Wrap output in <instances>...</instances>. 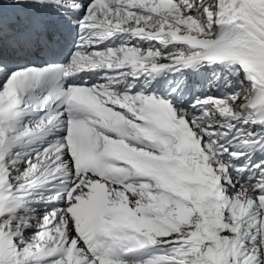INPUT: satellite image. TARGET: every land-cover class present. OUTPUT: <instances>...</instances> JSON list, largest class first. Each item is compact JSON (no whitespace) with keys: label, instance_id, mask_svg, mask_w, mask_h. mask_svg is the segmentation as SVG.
I'll return each mask as SVG.
<instances>
[{"label":"snow or ice","instance_id":"snow-or-ice-1","mask_svg":"<svg viewBox=\"0 0 264 264\" xmlns=\"http://www.w3.org/2000/svg\"><path fill=\"white\" fill-rule=\"evenodd\" d=\"M0 264H264V0H0Z\"/></svg>","mask_w":264,"mask_h":264}]
</instances>
